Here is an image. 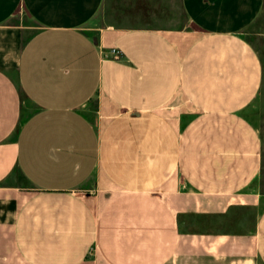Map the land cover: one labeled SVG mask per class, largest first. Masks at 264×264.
Here are the masks:
<instances>
[{"label": "crops", "instance_id": "0c3cea01", "mask_svg": "<svg viewBox=\"0 0 264 264\" xmlns=\"http://www.w3.org/2000/svg\"><path fill=\"white\" fill-rule=\"evenodd\" d=\"M180 1L191 28L90 27L104 0H0V264L233 260L228 231L191 233L208 251L188 254L180 215L254 195L263 74L243 30L264 0ZM242 237L264 264V208Z\"/></svg>", "mask_w": 264, "mask_h": 264}, {"label": "rangeland", "instance_id": "374dc122", "mask_svg": "<svg viewBox=\"0 0 264 264\" xmlns=\"http://www.w3.org/2000/svg\"><path fill=\"white\" fill-rule=\"evenodd\" d=\"M12 21L27 25L36 24L26 12H20ZM113 24L124 27H154V28H191L192 23L185 14L180 0H104L96 17L90 22V27ZM35 27L28 29V33ZM244 37L256 50L262 65V84L254 101L246 110V114L258 131L261 139V167L258 177L251 186L254 193L247 205L228 210L224 215L208 216L203 214L184 213L180 215L181 230L186 232L185 249L192 255L196 251L206 253L204 244L190 242L191 233L231 232L235 234L236 242L228 244L224 251L229 257L219 264H247L242 260L247 254L254 252L253 237L243 239L242 235H254L258 215L264 208V3L256 19L243 30ZM24 182L22 177H18ZM241 236V237H240ZM207 244V243H205ZM206 264L213 262L210 258L201 261L188 258L186 264ZM214 264V262H213Z\"/></svg>", "mask_w": 264, "mask_h": 264}, {"label": "built area", "instance_id": "2783aa9c", "mask_svg": "<svg viewBox=\"0 0 264 264\" xmlns=\"http://www.w3.org/2000/svg\"><path fill=\"white\" fill-rule=\"evenodd\" d=\"M121 50L118 49V48H113L110 50L109 52V55H112V56H119L121 54Z\"/></svg>", "mask_w": 264, "mask_h": 264}]
</instances>
